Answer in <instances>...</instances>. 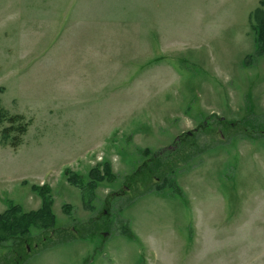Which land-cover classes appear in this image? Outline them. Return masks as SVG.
<instances>
[{"label":"rangeland","instance_id":"obj_1","mask_svg":"<svg viewBox=\"0 0 264 264\" xmlns=\"http://www.w3.org/2000/svg\"><path fill=\"white\" fill-rule=\"evenodd\" d=\"M258 4L0 0V106L29 121L18 147L0 131V213L39 208L33 185L49 184L60 230L33 229L22 264H264V55L243 63ZM188 132L172 162L184 199L132 181ZM103 160L117 178L86 204L62 172Z\"/></svg>","mask_w":264,"mask_h":264},{"label":"trees","instance_id":"obj_2","mask_svg":"<svg viewBox=\"0 0 264 264\" xmlns=\"http://www.w3.org/2000/svg\"><path fill=\"white\" fill-rule=\"evenodd\" d=\"M251 27L254 31L255 48L253 53L248 54L243 63L250 65L254 62L256 57L264 55V0H259L258 6L250 13ZM224 123V125L222 124ZM0 124L2 126L1 133L4 139L12 146L18 147L22 141L23 136L28 131L29 121L23 114H11L7 109L0 106ZM7 124V125H6ZM218 125V123H216ZM209 122L204 121L202 126L208 128ZM221 131L224 132V127L230 130L231 126H237L238 123L231 125L224 120L219 124ZM264 132L261 130L260 132ZM251 133L245 130V134ZM257 133V132H256ZM254 135V136H253ZM257 134H249L250 138H258ZM178 147L175 151L169 153L158 152L145 160L131 175L133 182H146L152 180L157 175L156 183L148 190H156L161 192L165 189H170V195L179 196L181 199L185 198V192L180 187L174 177L176 167L172 165L174 153L180 150L192 153V149L188 151L187 147H193L197 144L195 132L184 133L180 136ZM198 150H205L206 146L199 145ZM143 154L148 155L149 149L143 151ZM63 176L73 185L79 187L82 192L83 199L86 204H89L95 197V191L98 185L104 181H114L117 175L113 171L112 164L109 160L98 162L95 166L91 167L88 172V177L85 178L79 171L66 167L63 170ZM130 179V178H129ZM33 189L41 198L40 207L37 209L24 210L23 207L13 201L9 200L7 208L0 213V247L9 248L6 253L0 257V264H22L29 257V249L32 248L30 244V237L34 230L46 232L52 230L55 234L60 230L55 227L56 214L53 210L54 197L52 188L49 184H34ZM110 203L107 200V205ZM67 210H70L69 204H64ZM108 207V206H107ZM106 215L109 214L108 208L105 209ZM129 238H134L128 225L125 224L123 228ZM47 240V237L44 240ZM15 254V255H14ZM86 262V261H85ZM84 264H87V262Z\"/></svg>","mask_w":264,"mask_h":264}]
</instances>
